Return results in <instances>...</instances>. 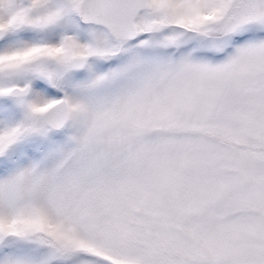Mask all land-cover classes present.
I'll use <instances>...</instances> for the list:
<instances>
[{"label": "snow or ice", "instance_id": "snow-or-ice-1", "mask_svg": "<svg viewBox=\"0 0 264 264\" xmlns=\"http://www.w3.org/2000/svg\"><path fill=\"white\" fill-rule=\"evenodd\" d=\"M0 264H264V0H0Z\"/></svg>", "mask_w": 264, "mask_h": 264}]
</instances>
